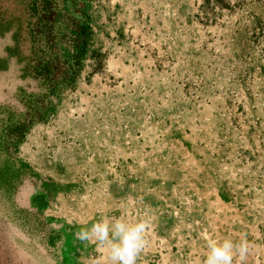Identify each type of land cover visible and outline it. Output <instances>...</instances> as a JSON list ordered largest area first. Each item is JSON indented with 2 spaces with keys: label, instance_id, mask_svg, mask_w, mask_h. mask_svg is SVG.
Listing matches in <instances>:
<instances>
[{
  "label": "rangeland",
  "instance_id": "1",
  "mask_svg": "<svg viewBox=\"0 0 264 264\" xmlns=\"http://www.w3.org/2000/svg\"><path fill=\"white\" fill-rule=\"evenodd\" d=\"M264 264V0H0V264Z\"/></svg>",
  "mask_w": 264,
  "mask_h": 264
},
{
  "label": "clouds",
  "instance_id": "2",
  "mask_svg": "<svg viewBox=\"0 0 264 264\" xmlns=\"http://www.w3.org/2000/svg\"><path fill=\"white\" fill-rule=\"evenodd\" d=\"M148 224L143 221L128 222L123 216L101 217L90 228H81L74 233L81 242L95 241L98 250L107 251L111 264H137L139 254L146 246ZM207 254L204 264H233L234 255L241 260L248 253L247 242L235 244L231 239L205 237Z\"/></svg>",
  "mask_w": 264,
  "mask_h": 264
}]
</instances>
